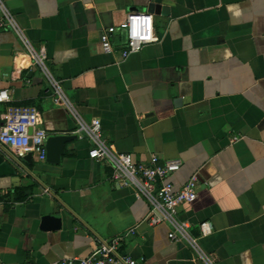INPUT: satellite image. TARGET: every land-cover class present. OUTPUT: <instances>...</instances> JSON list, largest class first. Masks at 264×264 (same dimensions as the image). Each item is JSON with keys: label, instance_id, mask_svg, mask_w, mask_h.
Returning a JSON list of instances; mask_svg holds the SVG:
<instances>
[{"label": "crops", "instance_id": "1", "mask_svg": "<svg viewBox=\"0 0 264 264\" xmlns=\"http://www.w3.org/2000/svg\"><path fill=\"white\" fill-rule=\"evenodd\" d=\"M1 2L14 26L0 12V89L10 97L0 123L7 106L30 107L48 135L76 137L59 164L34 154L0 176V263L83 257L120 235V250L146 264H203L186 239L168 237L169 223L146 220L148 203L107 160L88 156L79 123L97 118L105 143L136 162L180 158L175 185L197 173V197L176 219L213 264H264V0ZM131 11L152 14L158 41L121 57L116 27L104 52L100 33ZM28 44L45 48L67 105L54 102ZM48 214L59 228L42 229Z\"/></svg>", "mask_w": 264, "mask_h": 264}, {"label": "built area", "instance_id": "2", "mask_svg": "<svg viewBox=\"0 0 264 264\" xmlns=\"http://www.w3.org/2000/svg\"><path fill=\"white\" fill-rule=\"evenodd\" d=\"M0 12L5 18L7 25L14 26L12 17L0 0ZM4 22L0 21V27ZM116 27L124 32L122 49L119 51L121 57L138 52L143 46L158 41L154 32V20L151 13L131 11L128 12L123 21L116 26H109L100 33V44L104 52H112V38ZM31 59L42 70L43 74L51 83L55 92L54 102L67 105V100L62 94L57 80L51 75L47 67V55L45 48L40 46L33 48L27 46ZM10 100L8 90L0 89V103ZM38 113L35 109L24 106H7L1 114L0 123V148L7 155L15 158L18 162L31 152L38 158L45 159V140L48 134L37 127ZM79 131L83 132L90 140L91 147L88 156L97 161L107 160L116 180H121L136 189L138 194L148 203L146 220L152 224L166 221L171 230L168 237L172 241L183 238L190 244L196 257L203 264H213V260L200 246L196 238L191 237L184 227L178 222L177 208L180 205L193 202L197 197L198 176L192 173L180 185H175L170 177L178 171L182 165L180 158H171L159 164L157 156L151 155L148 164L136 162L132 154L118 152L110 148L102 139L101 123L99 119H93L89 123L81 121ZM237 137H233L236 140ZM201 234L206 235V222L199 224ZM122 236L116 235L108 241L102 242L83 257L62 258L49 262L48 264H146L140 258H134L120 250ZM2 264V263H0Z\"/></svg>", "mask_w": 264, "mask_h": 264}, {"label": "water", "instance_id": "3", "mask_svg": "<svg viewBox=\"0 0 264 264\" xmlns=\"http://www.w3.org/2000/svg\"><path fill=\"white\" fill-rule=\"evenodd\" d=\"M76 135L74 134H54L48 135L45 140V161L49 164H59L61 156L64 153L65 144L70 140L74 139ZM32 153H27L23 160L27 162H31ZM13 162L17 166H21L20 162H18L15 158L7 155L0 148V176H10L15 175L17 169L14 165L11 164ZM42 229L51 230L57 229L60 227V219L53 215H44L42 217Z\"/></svg>", "mask_w": 264, "mask_h": 264}]
</instances>
